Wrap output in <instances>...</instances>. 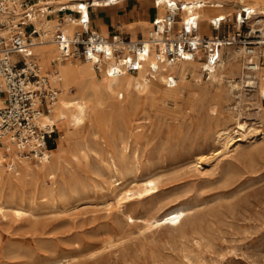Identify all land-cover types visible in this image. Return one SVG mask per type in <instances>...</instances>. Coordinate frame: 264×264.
Instances as JSON below:
<instances>
[{
	"label": "rangeland",
	"instance_id": "obj_1",
	"mask_svg": "<svg viewBox=\"0 0 264 264\" xmlns=\"http://www.w3.org/2000/svg\"><path fill=\"white\" fill-rule=\"evenodd\" d=\"M236 23L228 16L219 29L211 23L212 34L198 33L240 32L222 49V59L227 67L237 64L228 79L240 80L244 93L233 96L239 91L226 81H211L203 71L200 79L189 73L177 99L147 97L137 115L142 126L122 162V187L110 192L113 172L103 153L91 151L66 164L55 180L69 195L64 209L42 204L35 215L21 219L0 214V264H264V92L257 87L264 72V43L257 42L263 38L257 29L264 27V15L247 18L240 27ZM181 29L177 22L174 33ZM243 46L258 48L261 55L254 60L261 71L246 67L251 52L234 57ZM243 74L257 82L247 85L242 80L250 78ZM238 121L245 122L246 130L240 131ZM58 127L55 146L64 126ZM228 127L231 136L247 135L218 156L227 141L219 131ZM203 155H210L211 162L196 166ZM2 193L1 205H10L12 192ZM119 202L136 219L127 221L117 210ZM180 209L186 212L178 219L193 216L197 222L185 235L168 226L145 227L142 217Z\"/></svg>",
	"mask_w": 264,
	"mask_h": 264
},
{
	"label": "bare ground",
	"instance_id": "obj_2",
	"mask_svg": "<svg viewBox=\"0 0 264 264\" xmlns=\"http://www.w3.org/2000/svg\"><path fill=\"white\" fill-rule=\"evenodd\" d=\"M54 1L57 3V6L65 4L80 6L78 4L80 2H83V6H85L83 0L70 2H67V0ZM90 1H93L95 6L116 2V0ZM175 1L176 3L180 2L182 8L180 10L182 18L178 21L179 25L183 27L186 22L190 21L192 14H198L200 21H202L199 31L201 30L208 34H212L211 22L218 15L227 18L233 15L237 21V27L241 26L238 19H243V7L248 9V19H254L260 16V14L264 15V0ZM237 3H241V5L236 7ZM157 8L158 12H165L167 8L166 0H159ZM257 13L259 15H256ZM261 20L258 19L257 21ZM54 22L55 20L51 24ZM77 27L76 24L71 22L65 25V29L68 31H73ZM257 30H261L260 36L263 37L257 42L264 43V27ZM150 33L149 36L144 38L145 40H149ZM249 42L252 43L254 40ZM224 47L225 45L222 46V49ZM257 49H251L247 46L239 47L234 51V57L251 52V58L249 59H252V61L248 62L246 67L255 69L257 72L261 71L258 60H254V58L261 55H259V50ZM29 51L37 55L38 62L44 73L50 68L53 69L54 73L53 77L51 76L50 83L52 86L56 85L59 87L58 97L52 103L51 110L43 113L41 121L43 123L62 124L64 128L61 130L56 146L50 148L47 151L48 155L45 157L24 156L20 152L16 140L12 139L9 135L3 138L2 143H0V194L7 190L12 192V198L8 201L11 203L10 205H1L0 202V214L4 217L9 213L13 214L14 218L20 219L24 216L33 215L34 211L42 204H49L53 207L64 209L68 193L64 189L60 190L62 185L60 187L55 185L57 173L66 164L79 161L81 157H84L85 154L91 151H95L98 154L103 153L109 160L113 173L108 177V187L111 193H116L124 183L123 177L126 169L122 166V162L130 155L129 148L133 141V135L142 126L140 124L141 120L137 115L146 104V98L149 96H161L163 99H177L180 93H182L181 87L186 82L189 73L196 75L200 79L199 74L204 71L211 81L219 83L226 81L232 90L236 89L239 91L237 94L234 93L235 95L232 93L233 96H241L244 93V85H242L240 80L228 79L231 74L235 73L237 64L233 62L227 67L222 58L218 63L213 65L207 63L201 57L193 59L175 58L174 60L166 58L161 61L156 59L153 54H150L139 70L123 71L119 74L109 75L106 66L99 71L92 60L83 58L60 59L58 46L50 37L44 38L41 42L32 46ZM262 51H264V48ZM246 55L248 54L246 53ZM153 65L157 66L156 72L150 71ZM46 74L48 75V73ZM169 75H174V81L176 82L174 85H170ZM247 77L250 79L240 77L247 85L257 82V80L251 79V74H248ZM257 87H259L262 93L264 92V72L259 76ZM237 124L240 131L246 127L245 122L238 121ZM229 130L231 131L228 127L219 131V137L227 138V141L224 142V148L218 149L217 154L230 149L234 142L240 141L247 135L245 133L242 136L243 133L241 132L242 135L240 134L241 136L236 138L235 136H231L232 133ZM250 130L248 129L249 132ZM210 155L199 156L195 165L197 166L198 164V167H200L205 162H209L211 159ZM69 189L71 188L69 187ZM117 210L120 214L125 215L127 221L134 220V215L126 211L120 202L117 205ZM185 212V209H180L177 212L165 210L160 215L144 216L142 219L145 222L146 228L168 226L167 228L172 233L183 236L187 233L188 226L195 227L197 224L193 216L178 219L180 214H184ZM122 215L121 217H123ZM168 231L166 230L167 233Z\"/></svg>",
	"mask_w": 264,
	"mask_h": 264
},
{
	"label": "built area",
	"instance_id": "obj_3",
	"mask_svg": "<svg viewBox=\"0 0 264 264\" xmlns=\"http://www.w3.org/2000/svg\"><path fill=\"white\" fill-rule=\"evenodd\" d=\"M84 2L85 6L83 2L78 3L80 6H57L53 0H0V143L5 136H11L24 156H47L57 132L55 123L41 121L43 113L51 110L59 89L50 85L49 76L29 51L38 38L50 37L58 46L60 59L92 60L97 70L106 66L112 75L139 70L150 54L161 61L205 57L214 65L222 58V46L234 43L240 36L239 31L228 35L199 34L198 14H192L190 21L174 33L182 8L180 2L166 0V11L154 18L149 40L131 39L120 32L108 37L91 27L89 7L94 3ZM155 3L158 5L159 0ZM242 14L243 19H238L241 25L248 9L244 7ZM226 20L218 15L211 23L219 29ZM68 22L78 27L68 31ZM28 25L32 26L30 30ZM150 71L156 72L157 66ZM169 83H176L174 75H169Z\"/></svg>",
	"mask_w": 264,
	"mask_h": 264
},
{
	"label": "crops",
	"instance_id": "obj_4",
	"mask_svg": "<svg viewBox=\"0 0 264 264\" xmlns=\"http://www.w3.org/2000/svg\"><path fill=\"white\" fill-rule=\"evenodd\" d=\"M70 1L77 0H67V2ZM158 11L154 0H116V2L108 5L89 7L91 27L93 29L101 31L108 37L120 32L131 39H141L149 36L150 31L154 27V18L164 13ZM76 15L78 14L76 13ZM41 41L42 39L38 38L37 43ZM33 57L39 61L35 53H33ZM46 73L49 75L50 82L54 73L53 69H48ZM54 86L59 89L58 86ZM56 129L59 131L57 124Z\"/></svg>",
	"mask_w": 264,
	"mask_h": 264
},
{
	"label": "trees",
	"instance_id": "obj_5",
	"mask_svg": "<svg viewBox=\"0 0 264 264\" xmlns=\"http://www.w3.org/2000/svg\"><path fill=\"white\" fill-rule=\"evenodd\" d=\"M55 145H53V144H50V147H54Z\"/></svg>",
	"mask_w": 264,
	"mask_h": 264
}]
</instances>
